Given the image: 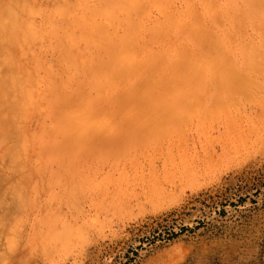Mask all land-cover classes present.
<instances>
[{
  "label": "rangeland",
  "instance_id": "rangeland-1",
  "mask_svg": "<svg viewBox=\"0 0 264 264\" xmlns=\"http://www.w3.org/2000/svg\"><path fill=\"white\" fill-rule=\"evenodd\" d=\"M0 140V264H264V0H0Z\"/></svg>",
  "mask_w": 264,
  "mask_h": 264
},
{
  "label": "bare ground",
  "instance_id": "bare-ground-1",
  "mask_svg": "<svg viewBox=\"0 0 264 264\" xmlns=\"http://www.w3.org/2000/svg\"><path fill=\"white\" fill-rule=\"evenodd\" d=\"M4 25V24H3ZM5 33H6V31H4ZM198 33V32H197ZM110 35V34H109ZM206 37V36H205ZM170 38V37H169ZM125 39H127V37H125ZM120 40H121V42H120ZM120 40H119V42L120 43H124V40L122 41V39L120 38ZM126 42V41H125ZM119 44V43H118ZM125 44H128V43H125ZM125 44H123V46L126 48V46H125ZM129 45H131V44H129ZM121 47L120 48V46H119V48L118 49H114V50H107V49H105L104 50V52H103V54H100L99 56H98V59H97V63H95V67H93V71L92 72H94L93 73V81L90 83V88H91V90H93L94 92H95V94L96 95H98V96H100V95H102L104 92H101L102 90V87H105L106 85V83L108 82V83H111L112 82V84H114L113 83V81L115 80V81H117L118 83H120L121 82V80L122 81H124V83L126 84V86L128 87V89L130 90L131 89V91L133 90V89H135V87H136V85L138 84V83H143V84H145L146 86L147 85H151V84H153L154 86H155V88H157L156 86H160L161 87V85L163 86V85H165L166 84V82H167V80H168V78H169V76H170V74L171 73H173V71L172 70H174V69H176V68H180L181 67V65H182V62H181V58H177V57H175V58H173L172 60H168L166 57H159L158 58V60H156L155 62H154V64L155 65H152L151 67H154V68H152L151 69V72L148 74V75H146L145 73V71L144 70H138V69H136V67H138L139 66V64L140 65H142L141 63H144V62H142L143 61V58L142 57H140V59H141V61L139 60V57H135V56H137V54L134 56V55H131V54H127L126 53V51H128V50H125V48L124 47ZM183 46V45H182ZM122 48H124V49H122ZM128 48H129V46H128ZM144 50V48L142 49V51ZM140 52V51H139ZM145 52V51H144ZM178 52V51H177ZM135 53H138V52H135ZM126 54V55H125ZM139 54V53H138ZM63 55V54H62ZM75 55V54H74ZM127 55H129V56H127ZM139 55H143V54H139ZM180 56V55H179ZM78 58V57H77ZM155 58V57H154ZM145 59V58H144ZM78 60V59H77ZM137 60V61H136ZM138 60L140 61V63L138 62ZM79 61H81V59L79 58ZM137 62V63H136ZM147 62V61H146ZM7 63V62H6ZM120 65H122V66H127V69L129 70V68H130V70H129V73H127V74H125V76H122V74L123 73H121V75H119L116 71V76H115V73L113 72V74H114V77H113V79L111 78V76H108L107 74V72L109 71L110 72V69L112 68V67H115V66H119V68H121V69H123ZM112 66V67H111ZM150 66V65H149ZM129 67V68H128ZM134 68V69H133ZM148 68V67H147ZM150 68V67H149ZM136 69V71H134ZM146 70V69H145ZM178 70V69H177ZM123 72V71H122ZM112 73V72H111ZM113 74H111V75H113ZM26 78V77H25ZM109 80H112V81H109ZM114 81V82H115ZM12 82H14V81H12ZM26 83V82H25ZM123 83V82H122ZM23 86V85H22ZM14 87V86H13ZM134 87V88H133ZM151 87V86H150ZM149 90V89H148ZM153 90V89H152ZM151 90V91H152ZM130 91V92H131ZM22 92H24L23 90H22ZM30 92V91H29ZM16 92H14V94H15ZM100 93H102V94H100ZM118 92H116L115 91V94H117ZM105 94H106V92H105ZM30 95V94H29ZM110 95V94H109ZM151 95V94H150ZM16 96V95H15ZM95 96V95H94ZM7 97V96H6ZM29 97V96H28ZM15 98H17V97H15ZM156 99V98H155ZM20 102V101H19ZM23 103V102H22ZM21 103V104H22ZM135 104V103H134ZM10 105V104H9ZM85 105L86 104H81L80 105V108L78 109V112H77V122H75V123H70V124H68V123H64L65 125H67L66 127L67 128H69V129H73V128H82V129H86V127L88 126L87 125V122H88V114L90 113V111L92 110V109H90V108H86L85 107ZM136 105V104H135ZM134 105V106H135ZM18 106V105H17ZM4 107V106H3ZM19 107V106H18ZM26 107V106H25ZM90 107V106H89ZM135 107H137V105L135 106ZM156 107H158V106H156ZM92 108H94L93 106H92ZM153 108H155V107H153ZM155 110V109H154ZM153 112V111H152ZM17 113V112H16ZM15 115V114H14ZM13 115V116H14ZM5 116H6V114H5ZM76 116V115H75ZM3 117V116H2ZM14 118V117H13ZM15 119V118H14ZM19 120V119H18ZM9 121V120H8ZM11 125V124H10ZM9 125V126H10ZM65 125H63L62 127H64ZM61 126V124H59V127ZM15 127V126H14ZM17 128V127H16ZM11 129V128H10ZM66 129V128H65ZM11 133V132H10ZM10 133H8V134H10ZM13 135V134H12ZM96 136V135H95ZM2 138H4L3 136H2ZM9 138V137H8ZM23 138V137H22ZM14 139V138H13ZM21 139V138H20ZM18 140V139H17ZM1 141V140H0ZM4 141V139H2V141L1 142H3ZM5 141H6V139H5ZM11 141H12V139H11ZM22 141H23V139H22ZM68 141V140H67ZM1 142H0V144H1ZM20 142H21V140H20ZM4 143V142H3ZM21 144H23L22 142H21ZM17 147H19L18 145H17ZM11 148V147H10ZM10 148L8 149V150H10ZM15 148V149H14ZM13 148V150H14V153L15 154H17V150H16V146ZM12 149V148H11ZM18 149V148H17ZM12 150V151H13ZM15 150H16V152H15ZM8 153V152H7ZM6 154V153H5ZM9 154V153H8ZM10 154H13V152L11 153V151H10ZM4 157V156H3ZM7 159H8V157L9 156H5ZM4 157V158H5ZM15 157V156H14ZM24 157V156H23ZM6 161V160H5ZM18 161V160H17ZM15 167H16V164H15ZM16 189V188H15ZM14 191V190H13ZM14 192H16L17 193V191H14ZM13 193V192H12ZM16 193L14 194V195H16ZM11 196V195H10ZM17 196H21L20 194L18 195L17 194ZM14 197V196H13ZM21 198V197H20ZM6 199V198H5ZM4 203V202H3ZM2 204V203H1ZM6 204V203H5ZM2 208V207H1ZM5 208V207H4ZM9 208V207H8ZM4 210V209H3ZM2 210V211H3ZM6 210V209H5ZM4 215V214H3ZM15 217V216H14ZM1 220H2V218H0ZM5 219V218H4ZM7 239V238H6ZM16 240V239H15ZM7 244V243H6ZM3 251V250H2Z\"/></svg>",
  "mask_w": 264,
  "mask_h": 264
}]
</instances>
